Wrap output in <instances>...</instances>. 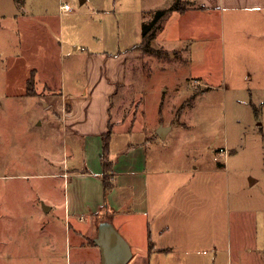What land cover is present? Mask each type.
<instances>
[{"label": "rangeland", "instance_id": "374dc122", "mask_svg": "<svg viewBox=\"0 0 264 264\" xmlns=\"http://www.w3.org/2000/svg\"><path fill=\"white\" fill-rule=\"evenodd\" d=\"M158 1L165 2L0 0V18H4L0 25V264H95L98 249L96 252L87 247L80 249L78 244L79 240L92 242L94 234L82 237L78 231L75 233L73 225H89L92 215L103 216L112 211L114 191L105 190L104 184L91 176H73L67 185L63 176L47 175L48 171L64 169L63 163H55L64 157L65 146L68 145V154H75L66 159L70 168L83 163L85 154L75 149L77 145L71 138L63 137L69 124L56 107L46 106L42 95L45 91L36 89V84L35 91L31 90L26 80L30 73L28 64L39 62L49 71L48 63H52L53 79L60 84L62 67L66 64L64 70H69L74 61L77 79L82 80L81 68L85 67L79 55L82 50L133 49L142 39L143 22L153 17L151 8L164 5ZM66 3L73 10H63ZM170 22L165 21L159 37L172 43L174 32ZM225 27L224 42L220 39L222 46L212 52L210 60L203 55L211 54V40L199 41V45L201 64L202 59L205 66L208 62L221 64L228 75L216 79L204 77L202 110L197 108L192 118L196 124L189 128L188 134L185 130L188 125H182V129L177 125L169 140L176 145L195 138L197 147L192 150L208 165L214 264H232L229 260L232 247L234 253L242 248L248 263L254 264L253 254L245 253V249H253L256 242L264 247V71L255 67L259 74L248 81L251 77L244 72V64L251 60L247 58L251 53L243 50L247 39L239 32L235 40L227 22ZM233 39L240 43L237 48ZM76 45L83 49L75 50ZM155 48H159L158 55L143 52L133 59L128 72L131 83L118 86L111 99L109 121L117 129L122 117L136 111L138 105L134 106L140 105L141 96L145 115L149 116L156 108L158 96L163 95L167 105L184 93L180 89L174 94L170 89L174 82L172 72L182 73L175 66L180 65L176 60H182L179 52L173 51L171 56L164 47ZM261 55L264 57V40ZM183 60L185 63L186 58ZM236 65L240 71L235 70ZM230 77L237 81L239 89L227 88ZM177 79L175 82L179 84ZM257 81L260 83L253 87ZM192 100L186 99L184 109ZM122 134L112 135L113 142L123 139ZM222 147L230 153L220 163L215 157ZM192 150L185 147L187 153ZM68 196L72 203L70 211L65 209ZM186 197L192 206L200 201L195 192H186ZM49 203H54L55 208L50 210ZM211 260L209 264H213Z\"/></svg>", "mask_w": 264, "mask_h": 264}, {"label": "crops", "instance_id": "0c3cea01", "mask_svg": "<svg viewBox=\"0 0 264 264\" xmlns=\"http://www.w3.org/2000/svg\"><path fill=\"white\" fill-rule=\"evenodd\" d=\"M176 1L178 0L158 1L164 5L151 8V12L159 8H170ZM180 1L181 8L173 10L166 20L171 21L170 27L174 32L172 43L163 37L160 38L161 32L154 43L167 49L171 56L173 51H178L182 60L186 58L185 63L184 60H176L180 65L175 66L181 68L182 73L178 75V70L177 73L172 72L174 82L170 88L174 94L180 89L184 93L178 100L167 105L164 96H158L156 108L149 116L145 115L146 107L141 96L138 100L140 105L135 104L134 107L138 106L134 113L131 112L130 118L122 117L118 122L119 129L116 125L113 126L112 135L123 133V139L118 138L113 142L111 135L109 157L113 169L108 174L114 183L111 190L116 198L115 202H111L112 211L103 213V216L92 215L89 225H73L78 235L89 237L91 232L95 239L100 224L109 220L132 246L133 257L130 264H193L195 260V264H202L203 259V264H209L211 259L214 264L212 230L209 225L211 210L208 165L192 150L197 147L195 138L191 141H180L176 145L171 144L169 139L177 125H180L181 129L184 128L182 125H188L185 128L188 134L189 128L196 124L192 118L194 113L198 112L197 108L202 110L200 103H203L204 77L216 79L221 78L223 74L228 75L221 64L212 65L208 62L207 66L204 65V60H210L212 52L221 48L220 39L224 42L226 22L235 40L238 39L239 32H243L247 39L243 50L251 53L247 56L251 60L244 64V72L250 73L251 77L248 81L252 80L255 74H259L257 69L264 71V57L261 55L264 40L261 39L264 37V0ZM144 11L145 9L142 10ZM2 19L4 18H0V25ZM234 39L237 48L236 45L240 43ZM203 40H211L212 50L210 55H203L205 59H202L201 64L199 41ZM59 47L64 58L67 57L62 41ZM74 48L77 51L83 49L79 45ZM82 51L79 54L85 63L84 69L81 68L82 80L77 79L74 61L71 62L69 70H64L66 64L62 67L60 84V81L53 79L52 63H48L51 67L47 71L39 62H32L28 64L30 73L26 76L29 82V77L34 74L36 89L45 91L42 95L45 96L46 106L56 107L58 114L64 117V122L66 119L69 124L68 133H63V137L71 138L77 145L75 149L85 154L83 163L81 161L70 168L66 159L75 157V154H68L67 145L63 152L64 157L54 162L63 163L64 169L48 171L47 175L50 177L63 176L67 185L73 176H91L103 183L102 136L112 124L109 121L113 106L111 99L115 97L118 86L131 83L128 76L130 65L133 59L139 58L138 55H143L142 52L129 47L117 52L94 51L91 48H84ZM235 70H238V65ZM236 75L239 77L240 73ZM228 78L224 79L227 81ZM175 79L179 84H176ZM230 80L227 88L239 89L237 81H233L231 77ZM259 83L257 81L252 86L256 87ZM247 88L250 89L251 86ZM164 89L168 90L166 87ZM190 97L193 100L190 106L184 109L183 103ZM137 123L139 126L136 127ZM161 126L168 127L164 136L158 134ZM185 147L191 148L192 151L187 153ZM186 192H195L201 202L196 201L193 206L190 205L187 197L185 198ZM66 199L65 209L70 211L71 199L69 196ZM49 204L50 210L55 208L54 203ZM93 239L92 242L87 240L89 244L81 240L78 244L80 249L91 248L93 252L98 249L99 257L94 258L95 264H102L100 247ZM261 247L256 242L253 249H245V253L253 254L251 259L254 264H264V247ZM229 254L232 264H250L242 248H237L234 253L232 247Z\"/></svg>", "mask_w": 264, "mask_h": 264}, {"label": "trees", "instance_id": "16d2710c", "mask_svg": "<svg viewBox=\"0 0 264 264\" xmlns=\"http://www.w3.org/2000/svg\"><path fill=\"white\" fill-rule=\"evenodd\" d=\"M21 2V0H19ZM181 1H176L170 8L165 9H157V11L152 12V18L149 20H146L142 24V39L139 43L133 46L132 50H137L144 53L154 54L158 55L159 48L156 49L155 46H153L154 40L157 38L158 34L161 32L160 30L163 28L165 21L170 16V13L173 10H177L181 8ZM168 53V51H164ZM29 85L31 87L32 91L34 90L35 86V80H34V74L29 77ZM113 131V126L110 124L109 130L105 132L102 136L103 138V150H102V165L104 168V175L102 176L103 183L105 185V190H111L114 186V183L111 179V176H109V171H111L113 168L112 161L110 160V142H111V135ZM94 242V239H93Z\"/></svg>", "mask_w": 264, "mask_h": 264}, {"label": "water", "instance_id": "95a60500", "mask_svg": "<svg viewBox=\"0 0 264 264\" xmlns=\"http://www.w3.org/2000/svg\"><path fill=\"white\" fill-rule=\"evenodd\" d=\"M167 129L168 127L161 126L158 134L164 136ZM94 242L100 247L102 264H128L132 260L131 244L109 220L100 224Z\"/></svg>", "mask_w": 264, "mask_h": 264}, {"label": "built area", "instance_id": "2783aa9c", "mask_svg": "<svg viewBox=\"0 0 264 264\" xmlns=\"http://www.w3.org/2000/svg\"><path fill=\"white\" fill-rule=\"evenodd\" d=\"M63 10L65 11H71L73 10L70 6V4L66 3L62 6ZM230 153V150L227 149L226 147H222L220 148V150L218 151V155L216 156V159L220 162V163H223V158L224 157H227Z\"/></svg>", "mask_w": 264, "mask_h": 264}]
</instances>
